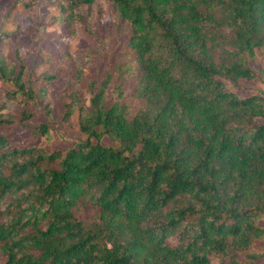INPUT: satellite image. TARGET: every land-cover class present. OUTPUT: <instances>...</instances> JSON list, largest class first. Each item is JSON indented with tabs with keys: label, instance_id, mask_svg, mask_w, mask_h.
Returning <instances> with one entry per match:
<instances>
[{
	"label": "trees",
	"instance_id": "16d2710c",
	"mask_svg": "<svg viewBox=\"0 0 264 264\" xmlns=\"http://www.w3.org/2000/svg\"><path fill=\"white\" fill-rule=\"evenodd\" d=\"M61 12L66 38L80 26L98 45L114 15L137 70L108 64L85 99L73 69L59 122L78 113L86 139L54 144L57 76L37 88L25 54L0 55L16 88L0 90V264L264 261V96L224 82L257 76L264 0H65ZM10 101L22 107L4 117Z\"/></svg>",
	"mask_w": 264,
	"mask_h": 264
},
{
	"label": "rangeland",
	"instance_id": "374dc122",
	"mask_svg": "<svg viewBox=\"0 0 264 264\" xmlns=\"http://www.w3.org/2000/svg\"><path fill=\"white\" fill-rule=\"evenodd\" d=\"M65 0H0V55L13 58L16 51L26 55V74L30 72L36 79L35 86L41 87L47 80L44 76L56 75V79L48 82L49 94L52 98L51 120L56 124L52 133L54 144L76 143L86 139L79 129L78 113H75L69 123H60L63 113L61 96L67 78L73 69L79 67L84 72V79L79 85L82 96L89 98L86 87L87 79H93L102 73L110 64L112 67L124 71L130 67L132 73L137 70L136 62L128 47V36L120 32L115 16H109L98 27L101 45L96 38L85 33L78 27L77 36L73 39L66 38L65 25L61 12ZM89 55L94 56L92 59ZM256 73L253 80L241 79L237 83L225 80L227 88L236 93L240 98L254 94L264 96V53L256 51V57L251 63ZM127 103L132 112H137L141 107L140 100L132 95L133 84L127 82ZM13 83L0 78L1 91L15 90ZM17 101H10L7 108L1 112L7 117L11 111L21 108ZM47 117L41 115L35 122H46ZM259 124L264 119L257 120ZM18 139L28 142L27 130H17ZM106 142H109L106 139ZM250 252L262 253V249L254 248ZM258 264H264L259 260Z\"/></svg>",
	"mask_w": 264,
	"mask_h": 264
}]
</instances>
